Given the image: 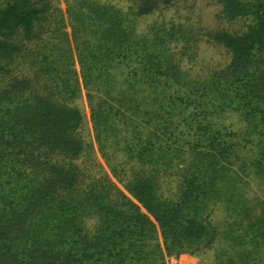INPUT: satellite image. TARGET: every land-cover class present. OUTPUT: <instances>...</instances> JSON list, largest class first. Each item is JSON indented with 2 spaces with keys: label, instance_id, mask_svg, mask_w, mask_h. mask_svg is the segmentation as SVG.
Here are the masks:
<instances>
[{
  "label": "trees",
  "instance_id": "obj_1",
  "mask_svg": "<svg viewBox=\"0 0 264 264\" xmlns=\"http://www.w3.org/2000/svg\"><path fill=\"white\" fill-rule=\"evenodd\" d=\"M65 1L0 0V264H264V0Z\"/></svg>",
  "mask_w": 264,
  "mask_h": 264
},
{
  "label": "rangeland",
  "instance_id": "obj_2",
  "mask_svg": "<svg viewBox=\"0 0 264 264\" xmlns=\"http://www.w3.org/2000/svg\"><path fill=\"white\" fill-rule=\"evenodd\" d=\"M177 4L174 7H170L169 9H165L163 13L165 16H170L173 12H175L176 7H179L180 13L191 15L193 21H201L204 24H210V26H227L230 28H238L241 25L242 21H237L233 24H229L226 21H221L220 17H218V13L220 12V6L215 3L213 0H175ZM53 3L58 7L62 8L64 11L65 17L67 19L66 8L67 4L65 0H53ZM161 15L159 12L150 15L148 20L155 18L161 19ZM68 31L71 30L70 26L67 27ZM203 57H210V51H205L202 53ZM86 112H89V108H86ZM206 259L203 263H206L207 259L209 260V256L206 255L204 258ZM203 259V260H204ZM168 264H199V258H194L192 256L187 255H172L167 259Z\"/></svg>",
  "mask_w": 264,
  "mask_h": 264
}]
</instances>
